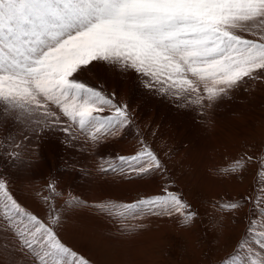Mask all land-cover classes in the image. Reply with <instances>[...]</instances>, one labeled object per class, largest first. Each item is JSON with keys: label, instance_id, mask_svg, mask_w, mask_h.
I'll list each match as a JSON object with an SVG mask.
<instances>
[{"label": "snow or ice", "instance_id": "snow-or-ice-1", "mask_svg": "<svg viewBox=\"0 0 264 264\" xmlns=\"http://www.w3.org/2000/svg\"><path fill=\"white\" fill-rule=\"evenodd\" d=\"M104 64L133 73L150 94L177 108H194L211 126V110L241 86L264 84V0H0V155L30 173L41 145L58 140L67 150L96 153L137 129L132 155L100 157L96 171L123 181L167 178L156 194L131 202L102 200L92 210L119 224L121 237L147 230V218H172L190 226L197 213L172 190L174 181L143 138L127 104L81 79ZM247 90V89H246ZM264 151V149H262ZM254 159L245 151L219 175H237ZM118 161V162H114ZM76 170V161L64 162ZM264 172V159L260 161ZM79 171L88 174L85 167ZM256 197L218 205L236 212L255 199L258 218L221 264H264V181ZM0 174V241L8 264H92L68 246L56 228L25 208ZM57 181L46 185L60 195ZM46 204L50 197H42ZM69 209L87 206L69 195Z\"/></svg>", "mask_w": 264, "mask_h": 264}, {"label": "rangeland", "instance_id": "rangeland-1", "mask_svg": "<svg viewBox=\"0 0 264 264\" xmlns=\"http://www.w3.org/2000/svg\"><path fill=\"white\" fill-rule=\"evenodd\" d=\"M81 79L109 94L115 93L117 102L128 105L143 138L172 177V190L182 194L197 213L193 223L186 227L172 218H147V230L126 238L120 236L118 223L92 211L90 202H131L158 193L167 182L159 173L123 181L118 176L103 177L96 171L100 157L110 159L135 153V127L94 154L66 150L58 140L45 141L38 162L27 174L15 172L0 155V174L9 179L15 198L42 220L59 214L56 230L61 239L92 264H138L142 259L147 264H221L240 251L237 246L247 235L249 220L258 218V202L246 201L236 212L221 211L217 206L241 197H256L262 187L259 181H264L260 164L264 159V84L241 86L230 99L220 101L211 110L213 123L209 126L194 108H177L148 93L133 73L122 74L98 64L92 72L82 74ZM3 135L0 130V138ZM245 151L254 159L242 173L218 174V169L228 167ZM73 160L76 170L66 168L64 162ZM82 166L88 174L79 171ZM50 179L57 181L60 195L47 189ZM69 195L90 205L69 209L65 205ZM44 196L51 198V208L42 199ZM0 242V264H8L3 241Z\"/></svg>", "mask_w": 264, "mask_h": 264}, {"label": "bare ground", "instance_id": "bare-ground-1", "mask_svg": "<svg viewBox=\"0 0 264 264\" xmlns=\"http://www.w3.org/2000/svg\"><path fill=\"white\" fill-rule=\"evenodd\" d=\"M96 166H97V165H96ZM96 177H97V175H96ZM103 177H104V176H103ZM98 180H99V179H98ZM134 181H135V180H134ZM86 195H87V193H86ZM90 195H91V194H90ZM88 196H89V195H88ZM89 198H90V197H89ZM102 200H103V199H102ZM90 203H91V205L94 204V202H90ZM90 203L87 202V205H88V204L90 205ZM85 208H86V206H85ZM87 209H88V208H87ZM84 211H85V209H84ZM92 211H93V210H92ZM77 212H78V211H77ZM93 212H95V211H93ZM71 215H72V213H71ZM97 215H99V214H97ZM73 216H74V214L72 215V217H73ZM84 216H85V215H84ZM86 216L89 217V216H91V214H90V215L88 214V215H86ZM74 217H75V216H74ZM101 217L104 218L103 216H101ZM84 218H85V217H84ZM68 221H69V220H68ZM70 221H71V220H70ZM104 222H105V224H109L110 221L107 222V220H105ZM0 243H1V242H0ZM2 250H3V249H2ZM0 251H1V250H0ZM3 254H4V253H3ZM3 259H4V258H3ZM6 260H7V259H6ZM140 260H141V259H140ZM145 261H146V260H145ZM146 262H147V261H146ZM146 262L144 263V261H143V259H142V262L139 261L138 264H147ZM5 263L7 264V262H5Z\"/></svg>", "mask_w": 264, "mask_h": 264}]
</instances>
